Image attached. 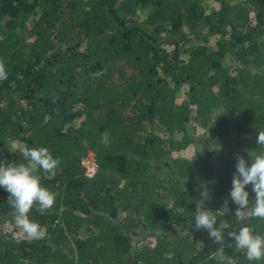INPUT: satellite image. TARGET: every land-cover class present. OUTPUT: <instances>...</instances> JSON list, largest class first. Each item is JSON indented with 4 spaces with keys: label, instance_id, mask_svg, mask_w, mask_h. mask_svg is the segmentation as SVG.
Returning <instances> with one entry per match:
<instances>
[{
    "label": "trees",
    "instance_id": "1",
    "mask_svg": "<svg viewBox=\"0 0 264 264\" xmlns=\"http://www.w3.org/2000/svg\"><path fill=\"white\" fill-rule=\"evenodd\" d=\"M46 1L23 36L0 40V163L48 148L61 164L41 184L56 202L29 214L45 237L20 242L0 186V264H264L194 224L197 202L218 211L227 199L226 231L264 236V220H236L230 197L236 151L250 164L264 131V0H216L210 14L203 0ZM90 153L94 178L82 166Z\"/></svg>",
    "mask_w": 264,
    "mask_h": 264
},
{
    "label": "clouds",
    "instance_id": "2",
    "mask_svg": "<svg viewBox=\"0 0 264 264\" xmlns=\"http://www.w3.org/2000/svg\"><path fill=\"white\" fill-rule=\"evenodd\" d=\"M8 71L3 61H0V82L7 80ZM110 133L101 134V143L109 142ZM257 143L259 150H249L251 163L242 155H237L236 172L233 174L231 202L237 205L235 218L238 222H246L254 218L264 220V131L258 132ZM22 161L20 163H0V186L10 195L8 204L13 209L12 217L15 227L19 230L17 235L20 242H32L45 237V229L30 219V212L35 207L40 214H46L53 209L56 202V193L51 192L41 184L43 172L51 177L57 174L61 161L54 158L46 147L24 146L20 150ZM252 186L255 199H250L246 191ZM205 197V192H204ZM206 200V199H205ZM229 201H224L221 210H204L205 202L196 203L194 213L195 229L206 230L217 244H222L225 236L234 239L235 250L243 252L250 262L264 260V236L255 234L248 226L236 231H226L231 228L227 219L219 220L218 216L227 217L231 209ZM220 249L217 254L220 253Z\"/></svg>",
    "mask_w": 264,
    "mask_h": 264
},
{
    "label": "rangeland",
    "instance_id": "3",
    "mask_svg": "<svg viewBox=\"0 0 264 264\" xmlns=\"http://www.w3.org/2000/svg\"><path fill=\"white\" fill-rule=\"evenodd\" d=\"M216 0H203V4L207 14H210L212 10L216 7ZM231 4L237 5L244 0H229ZM46 0H17L13 4V8L8 12L0 11V40L8 35H20L23 36V31H28L31 29L44 12L47 7ZM154 12V7L151 5L148 8H144L139 14L142 19L147 20L149 15ZM251 17L254 18V13L252 12ZM192 46H186L183 50V58L185 60L189 59L190 53L192 51ZM130 77L129 73H126V78ZM178 101L180 104H185L187 101L186 89L180 90L177 94ZM73 128H78L80 126V121H75L71 125ZM211 131H199L198 137L200 136H209ZM148 135H151L148 133ZM147 135V136H148ZM179 138V137H178ZM196 152L194 149H190L189 152L184 153V157L194 158ZM242 155L245 157L243 151H236L235 156ZM88 156H91L95 159L94 153H90ZM9 232L13 233L15 236L17 235L18 229L15 227V224L10 221L7 222L6 225ZM20 238V237H19Z\"/></svg>",
    "mask_w": 264,
    "mask_h": 264
},
{
    "label": "built area",
    "instance_id": "4",
    "mask_svg": "<svg viewBox=\"0 0 264 264\" xmlns=\"http://www.w3.org/2000/svg\"><path fill=\"white\" fill-rule=\"evenodd\" d=\"M82 166L85 170V175L88 178H94L96 176L98 172V167L96 160L93 157L88 156L85 159H83Z\"/></svg>",
    "mask_w": 264,
    "mask_h": 264
}]
</instances>
